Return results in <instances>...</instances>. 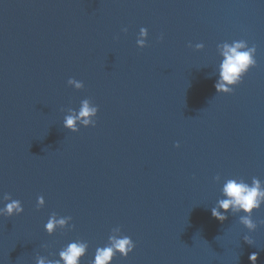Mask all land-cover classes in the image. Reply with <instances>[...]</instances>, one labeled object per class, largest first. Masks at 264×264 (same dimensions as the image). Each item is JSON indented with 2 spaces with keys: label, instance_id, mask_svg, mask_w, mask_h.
I'll return each mask as SVG.
<instances>
[{
  "label": "water",
  "instance_id": "1",
  "mask_svg": "<svg viewBox=\"0 0 264 264\" xmlns=\"http://www.w3.org/2000/svg\"><path fill=\"white\" fill-rule=\"evenodd\" d=\"M240 39L257 66L217 93V45ZM86 98L96 126L65 129ZM241 177L264 181V0H0V208L5 194L24 208L0 217V264L58 259L75 239L88 264L117 226L136 247L112 264H264V225L211 215ZM53 212L75 228L49 235Z\"/></svg>",
  "mask_w": 264,
  "mask_h": 264
},
{
  "label": "clouds",
  "instance_id": "2",
  "mask_svg": "<svg viewBox=\"0 0 264 264\" xmlns=\"http://www.w3.org/2000/svg\"><path fill=\"white\" fill-rule=\"evenodd\" d=\"M123 31L126 33L127 28ZM149 32L146 27L139 29L136 45L139 48L148 46ZM160 39H163L161 35ZM193 47L191 43L188 45ZM197 51L202 50L205 45L196 43L194 45ZM217 52L222 57L218 65V79L215 83L217 93L230 94L234 88L242 83L245 75L250 69L257 66L255 45L249 46L246 40H233L232 42H223L217 45ZM67 84L76 90L84 88L83 81L75 78H69ZM99 106L95 105L90 99H83L80 102L79 110L72 108L67 109V114L63 118V127L75 133L80 127H95ZM179 147L177 143L175 145ZM221 181V176L214 178ZM222 198L218 199L216 205L211 208V215L223 222L227 219V214L238 216V223L244 225L249 233L255 232L259 225H264V220L257 222L253 219L254 212L264 207V181L253 177L251 183L241 178H228L224 180L221 188ZM3 208H0V217L19 216L24 212L23 205L20 200L13 199L9 194L4 196ZM43 195L37 197V210L45 206ZM72 218L70 216H59L56 212L50 214L47 222L44 224V230L53 235L58 229L73 230L75 225L70 224ZM244 241L249 245L254 244L253 239L249 235L243 237ZM136 245L131 237L123 235L119 226L111 230L108 242L103 247H97L94 258L88 261V264H112L114 258L119 254L122 258H127L135 249ZM89 244L87 241L75 239L67 243L59 251V258L52 261H45L44 258H38L36 264H81L83 258L87 255ZM257 253H251L249 260L252 264H256Z\"/></svg>",
  "mask_w": 264,
  "mask_h": 264
}]
</instances>
